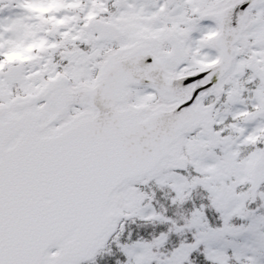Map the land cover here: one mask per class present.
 Instances as JSON below:
<instances>
[{"label":"snow or ice","instance_id":"6c2138e0","mask_svg":"<svg viewBox=\"0 0 264 264\" xmlns=\"http://www.w3.org/2000/svg\"><path fill=\"white\" fill-rule=\"evenodd\" d=\"M0 264H264V0H0Z\"/></svg>","mask_w":264,"mask_h":264}]
</instances>
